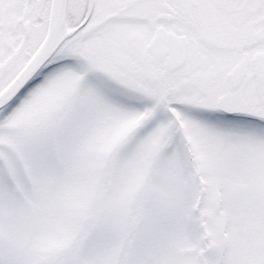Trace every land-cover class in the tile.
Instances as JSON below:
<instances>
[{
    "label": "snow or ice",
    "instance_id": "obj_1",
    "mask_svg": "<svg viewBox=\"0 0 264 264\" xmlns=\"http://www.w3.org/2000/svg\"><path fill=\"white\" fill-rule=\"evenodd\" d=\"M0 264H264V0H0Z\"/></svg>",
    "mask_w": 264,
    "mask_h": 264
}]
</instances>
